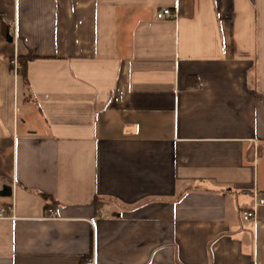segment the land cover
I'll return each mask as SVG.
<instances>
[{
  "label": "crops",
  "instance_id": "1",
  "mask_svg": "<svg viewBox=\"0 0 264 264\" xmlns=\"http://www.w3.org/2000/svg\"><path fill=\"white\" fill-rule=\"evenodd\" d=\"M257 93L264 0H0V264H264Z\"/></svg>",
  "mask_w": 264,
  "mask_h": 264
},
{
  "label": "built area",
  "instance_id": "2",
  "mask_svg": "<svg viewBox=\"0 0 264 264\" xmlns=\"http://www.w3.org/2000/svg\"><path fill=\"white\" fill-rule=\"evenodd\" d=\"M157 19L158 20H176L177 19V13H176L175 10L164 8L158 13ZM12 37H13V39L15 41L17 40V31H16V29L13 31V36ZM20 70H21V64H20L18 58H15L14 63H13V71H14L15 77L18 75ZM260 205L264 206V200H262L260 202L255 201L254 202V209H256ZM0 215H1V217L8 216V210L6 208L2 209L0 211ZM45 215H46L45 217L47 219H56L57 216H58L56 210H54L52 208L47 209ZM251 218H255V214L254 213L246 212V213L243 214V219L245 221H249ZM84 264H97V263H96L95 258H92V259L88 260L87 262H85Z\"/></svg>",
  "mask_w": 264,
  "mask_h": 264
},
{
  "label": "trees",
  "instance_id": "3",
  "mask_svg": "<svg viewBox=\"0 0 264 264\" xmlns=\"http://www.w3.org/2000/svg\"><path fill=\"white\" fill-rule=\"evenodd\" d=\"M33 59H35V57H33L32 55H28L27 57H23V58H18L20 64H21V70L19 72V75L24 79L25 85L28 84V79H27V65L30 61H32ZM257 97L260 98L262 100V102L264 103V96L257 93ZM44 199L46 201H49L50 198H48L47 196L43 195ZM96 203L98 202V200L95 201ZM53 207L55 206V204L52 205Z\"/></svg>",
  "mask_w": 264,
  "mask_h": 264
},
{
  "label": "water",
  "instance_id": "4",
  "mask_svg": "<svg viewBox=\"0 0 264 264\" xmlns=\"http://www.w3.org/2000/svg\"><path fill=\"white\" fill-rule=\"evenodd\" d=\"M9 41L13 42L12 36L9 37ZM11 196H12V188L10 186H3L2 188H0V197H11Z\"/></svg>",
  "mask_w": 264,
  "mask_h": 264
}]
</instances>
